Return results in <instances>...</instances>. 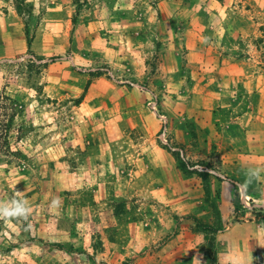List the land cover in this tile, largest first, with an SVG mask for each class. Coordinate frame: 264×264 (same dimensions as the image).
<instances>
[{"label": "rangeland", "instance_id": "374dc122", "mask_svg": "<svg viewBox=\"0 0 264 264\" xmlns=\"http://www.w3.org/2000/svg\"><path fill=\"white\" fill-rule=\"evenodd\" d=\"M182 1H1L34 44L0 63V205L29 208L0 216V264H264V129L229 127L230 104L209 123L157 83ZM139 29L144 59L115 63L112 90L96 54L129 60L117 34Z\"/></svg>", "mask_w": 264, "mask_h": 264}, {"label": "crops", "instance_id": "0c3cea01", "mask_svg": "<svg viewBox=\"0 0 264 264\" xmlns=\"http://www.w3.org/2000/svg\"><path fill=\"white\" fill-rule=\"evenodd\" d=\"M1 1L0 63H4L14 57H21L28 49L31 51L34 42L27 43L24 26L20 27L21 17L10 9V6L5 8ZM201 2L206 5L203 6ZM263 2L264 0H253V2L252 0H183L179 3L175 2L176 14L162 19L163 22H161V24L164 23L162 25L170 36L161 38L159 68L163 67L164 74L159 76L160 80L157 83L165 87L168 92L172 89L178 103L180 97L184 98L180 94L188 91L187 98L184 100L192 105L191 107L201 104L208 105L204 115L209 123L213 120L215 105L223 109L224 106L230 104L234 106V112L229 115L226 123L230 125L229 127L234 128L237 125L247 131L248 129H264L261 117L262 104H264ZM194 6H197L196 12ZM196 13L203 15L202 24L197 20ZM167 23L171 26H167ZM139 31L140 29L135 33L133 31L117 34L123 38L125 44L128 46L130 44L132 52H135V55L127 61L121 62L119 56L107 55L103 48L102 52L95 50V53L97 51L101 53V55L96 54L95 60L105 59L106 70L112 76L109 77L103 73L95 78L96 82L102 76H106L109 88L116 90L118 86L115 80L114 64L119 63L129 68V63L131 61L134 63L135 58L139 59L143 56L142 59H144L143 54L141 57L136 54L148 47L146 44L148 38L144 34L140 35ZM98 38L100 42L105 39L103 35ZM156 41L160 42V38ZM245 64L247 68H244ZM128 75L129 72H125L124 76ZM90 87L91 85L88 88ZM208 114H210L209 118ZM161 117L165 119L166 116ZM167 129L165 127V130ZM224 130L221 129L220 134ZM208 132L209 135H213L212 128H209ZM181 135L182 133L180 131L178 133L177 130L176 136ZM230 135L229 133L225 139L227 143L225 147L233 141ZM222 136H224L223 133ZM188 145L191 146V144ZM203 149L201 148V151ZM226 152L231 154L233 151L226 150Z\"/></svg>", "mask_w": 264, "mask_h": 264}, {"label": "clouds", "instance_id": "9594fccd", "mask_svg": "<svg viewBox=\"0 0 264 264\" xmlns=\"http://www.w3.org/2000/svg\"><path fill=\"white\" fill-rule=\"evenodd\" d=\"M29 208L22 200L12 199L10 203L0 205V216L27 218Z\"/></svg>", "mask_w": 264, "mask_h": 264}, {"label": "trees", "instance_id": "16d2710c", "mask_svg": "<svg viewBox=\"0 0 264 264\" xmlns=\"http://www.w3.org/2000/svg\"><path fill=\"white\" fill-rule=\"evenodd\" d=\"M202 176H204V177H206L207 176V174H201ZM206 175V176H205ZM218 180H222V179H220V178H218V177H216ZM209 187H210V185H209ZM205 191H206V193L207 194H209V190H210V188L208 189V186H207V184L205 183ZM218 191V190H217ZM233 194H234V197L231 199V202L234 204V205H236V206H238L239 204H240V199H239V196H240V191H239V189H238V187L237 186H234L233 187ZM216 195H217V197H219V192H216Z\"/></svg>", "mask_w": 264, "mask_h": 264}]
</instances>
